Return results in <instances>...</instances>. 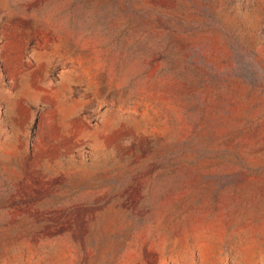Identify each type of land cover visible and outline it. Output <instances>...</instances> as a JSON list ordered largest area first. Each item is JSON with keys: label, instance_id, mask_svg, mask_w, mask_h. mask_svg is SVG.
<instances>
[{"label": "rangeland", "instance_id": "374dc122", "mask_svg": "<svg viewBox=\"0 0 264 264\" xmlns=\"http://www.w3.org/2000/svg\"><path fill=\"white\" fill-rule=\"evenodd\" d=\"M0 264H264V0H0Z\"/></svg>", "mask_w": 264, "mask_h": 264}]
</instances>
